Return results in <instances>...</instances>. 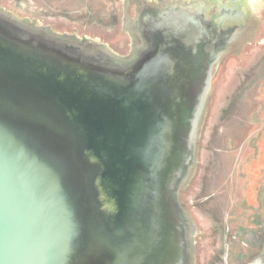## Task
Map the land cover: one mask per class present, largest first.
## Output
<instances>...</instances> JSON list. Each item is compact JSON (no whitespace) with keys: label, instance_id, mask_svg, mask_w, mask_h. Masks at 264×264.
Returning <instances> with one entry per match:
<instances>
[{"label":"water","instance_id":"water-1","mask_svg":"<svg viewBox=\"0 0 264 264\" xmlns=\"http://www.w3.org/2000/svg\"><path fill=\"white\" fill-rule=\"evenodd\" d=\"M249 1L234 45L190 4L137 59V0H0V264H234L264 88Z\"/></svg>","mask_w":264,"mask_h":264},{"label":"rangeland","instance_id":"rangeland-1","mask_svg":"<svg viewBox=\"0 0 264 264\" xmlns=\"http://www.w3.org/2000/svg\"><path fill=\"white\" fill-rule=\"evenodd\" d=\"M227 244L234 264H264V88L260 89Z\"/></svg>","mask_w":264,"mask_h":264},{"label":"flooded vegetation","instance_id":"flooded-vegetation-1","mask_svg":"<svg viewBox=\"0 0 264 264\" xmlns=\"http://www.w3.org/2000/svg\"><path fill=\"white\" fill-rule=\"evenodd\" d=\"M137 1V5L140 6V9L138 10L139 16L137 17V20L134 19L133 21L135 22H132L131 25L132 31L136 36L134 37V41L131 42L133 45L131 46L132 52L130 54L131 56L134 52L137 59H141L142 57L154 53V48L157 47L156 42L154 41V26L161 24L165 20L170 21L167 17H164V15L166 16L167 13L169 14L171 10L173 12L183 7H189L190 4H195L197 7L192 11L190 10L191 13L194 12L196 15L199 11L201 14L205 15V17L210 16L213 19L212 21L216 24L222 22L223 24L220 25L221 27H233L231 35L233 36L232 45H234L240 38L241 34H244L247 30V21L250 16L249 14H251L250 9L252 3L249 0H231L233 4L232 6H229L228 2L224 3L223 0H151L147 1L148 3L144 0ZM188 9H190V7ZM210 10L213 11L211 15L208 14ZM226 12H228V16L223 17V14H226ZM206 27L208 28V25ZM213 27L214 31L219 34L220 27L217 29L215 28L216 25ZM210 31L212 30H209V34L212 36L213 33H210ZM179 37L183 36L179 34ZM137 45H139V49H137ZM94 48L95 47H93V49ZM228 51L229 50H227V52ZM89 56H96L97 59L102 60L97 57V53L95 54V52H91Z\"/></svg>","mask_w":264,"mask_h":264}]
</instances>
